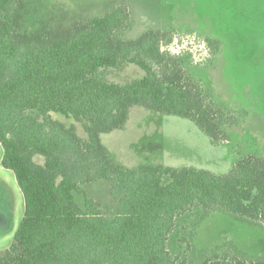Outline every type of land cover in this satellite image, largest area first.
I'll return each mask as SVG.
<instances>
[{
  "label": "trees",
  "instance_id": "16d2710c",
  "mask_svg": "<svg viewBox=\"0 0 264 264\" xmlns=\"http://www.w3.org/2000/svg\"><path fill=\"white\" fill-rule=\"evenodd\" d=\"M24 11L23 0H6L0 21V166L13 174L24 206L0 264H192L194 230L207 215L224 212L264 228V157H244L219 176L126 169L101 145L100 135L122 129L137 106L190 120L213 146L230 140L237 112L191 75L188 57L164 49L169 31L128 39L133 19L122 3L32 34L22 31ZM130 65L139 79L102 78ZM51 113L81 124L85 140ZM103 181L116 204L110 217L93 199L75 200L82 187ZM218 252L198 264H264Z\"/></svg>",
  "mask_w": 264,
  "mask_h": 264
},
{
  "label": "rangeland",
  "instance_id": "374dc122",
  "mask_svg": "<svg viewBox=\"0 0 264 264\" xmlns=\"http://www.w3.org/2000/svg\"><path fill=\"white\" fill-rule=\"evenodd\" d=\"M21 28L38 33L49 27L68 26L73 20L103 15L118 4H126L133 27L126 33L135 39L149 29L169 31L173 38L164 49L188 57L186 67L218 104L237 112L239 123L230 140L218 146L190 120L161 115L144 107L130 109L120 130L100 135L101 145L113 163L126 169L163 166L176 170L192 168L226 175L240 159L264 157V0H23ZM6 0H0V21ZM142 72L135 66L107 70L108 83L128 84ZM244 112L245 114H243ZM48 118L86 138L81 124L58 114ZM2 148L0 146V157ZM40 157L35 161L40 163ZM103 181L82 187L75 195L93 199L106 217L116 204ZM23 198L13 174L0 166V251L13 239L23 215ZM199 216H191L186 224ZM192 244L198 264L206 253L219 251L255 261L264 259V228L224 212H213L196 226ZM229 252V253H228Z\"/></svg>",
  "mask_w": 264,
  "mask_h": 264
},
{
  "label": "crops",
  "instance_id": "0c3cea01",
  "mask_svg": "<svg viewBox=\"0 0 264 264\" xmlns=\"http://www.w3.org/2000/svg\"><path fill=\"white\" fill-rule=\"evenodd\" d=\"M130 113V112H129ZM85 140V139H84ZM1 158V157H0Z\"/></svg>",
  "mask_w": 264,
  "mask_h": 264
}]
</instances>
